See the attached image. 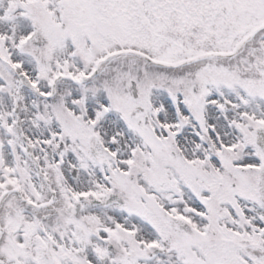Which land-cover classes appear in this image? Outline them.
Wrapping results in <instances>:
<instances>
[{
    "label": "snow or ice",
    "instance_id": "snow-or-ice-1",
    "mask_svg": "<svg viewBox=\"0 0 264 264\" xmlns=\"http://www.w3.org/2000/svg\"><path fill=\"white\" fill-rule=\"evenodd\" d=\"M0 264H264V0H0Z\"/></svg>",
    "mask_w": 264,
    "mask_h": 264
}]
</instances>
